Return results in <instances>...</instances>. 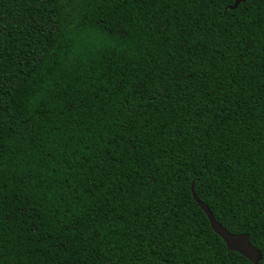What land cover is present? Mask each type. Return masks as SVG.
<instances>
[{
  "label": "trees",
  "instance_id": "16d2710c",
  "mask_svg": "<svg viewBox=\"0 0 264 264\" xmlns=\"http://www.w3.org/2000/svg\"><path fill=\"white\" fill-rule=\"evenodd\" d=\"M0 0V264H264V0Z\"/></svg>",
  "mask_w": 264,
  "mask_h": 264
},
{
  "label": "water",
  "instance_id": "95a60500",
  "mask_svg": "<svg viewBox=\"0 0 264 264\" xmlns=\"http://www.w3.org/2000/svg\"><path fill=\"white\" fill-rule=\"evenodd\" d=\"M234 1L235 3L231 7V9H236L241 3L246 2L247 0H234ZM191 193L196 203L206 213L212 229L225 242L227 248L232 252L239 253L241 256L245 257L247 260H249L253 264H259L263 259V254L261 250L256 248L251 243L250 236L245 233L234 234V233L229 232L223 225H221L215 219L209 206L203 203L199 199V197L195 193L194 185H192L191 187Z\"/></svg>",
  "mask_w": 264,
  "mask_h": 264
}]
</instances>
